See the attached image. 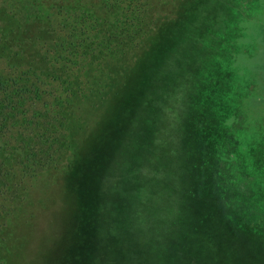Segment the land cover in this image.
<instances>
[{
  "label": "rangeland",
  "instance_id": "obj_1",
  "mask_svg": "<svg viewBox=\"0 0 264 264\" xmlns=\"http://www.w3.org/2000/svg\"><path fill=\"white\" fill-rule=\"evenodd\" d=\"M80 1L0 0L1 264L33 251L66 201L73 149L141 59L178 95L198 169L168 254L264 264V0ZM262 95L250 123L242 109Z\"/></svg>",
  "mask_w": 264,
  "mask_h": 264
},
{
  "label": "trees",
  "instance_id": "obj_2",
  "mask_svg": "<svg viewBox=\"0 0 264 264\" xmlns=\"http://www.w3.org/2000/svg\"><path fill=\"white\" fill-rule=\"evenodd\" d=\"M160 70L157 59L134 64L94 129L73 149L63 178L66 201L44 222L47 227L20 264H163L165 257L178 263L175 244L165 243L185 220L188 194L182 183L198 169L176 122L185 112L174 88L161 89ZM262 99L251 97L242 109L250 123Z\"/></svg>",
  "mask_w": 264,
  "mask_h": 264
}]
</instances>
